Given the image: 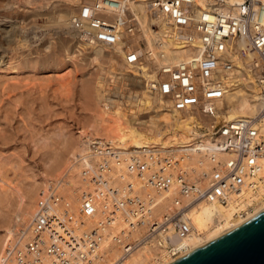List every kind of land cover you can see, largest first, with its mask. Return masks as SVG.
Masks as SVG:
<instances>
[{
  "label": "built area",
  "instance_id": "obj_1",
  "mask_svg": "<svg viewBox=\"0 0 264 264\" xmlns=\"http://www.w3.org/2000/svg\"><path fill=\"white\" fill-rule=\"evenodd\" d=\"M204 2L202 5L200 0H94L72 18V28L80 40L105 45L114 54L117 49L124 54L125 63L134 71L126 84L145 83L170 113L194 117V132L209 139L200 142L198 149L210 161V171L201 173V178L208 179V186L202 188L192 178L184 166L185 157L167 152L151 157L150 163L145 164L137 155L122 158L120 153L104 148L98 139L91 143V154L98 159L94 162L96 173L87 169L84 176L90 173L93 183L106 190L104 197L111 200L105 209L140 202L138 196H129L131 185L122 194L110 185L108 171L112 162L120 163L121 158L127 163V172H137L146 186L164 195L171 194L175 205L183 208L164 216L160 225L154 221L156 224L147 233L131 239L124 234L112 236L111 230L105 229L112 224L110 218L99 226L82 222L80 216L93 217L97 213L95 196H85L77 211L63 196L52 192L38 201L30 224L31 239H20L9 246L0 264H45L44 255L51 258L48 264L92 263V257L109 239L129 254L149 240L151 234H160L170 225L176 226L180 238L186 237L190 222L181 218L200 204L234 205L243 218L253 213L262 199L264 202V0ZM138 4L145 5L146 18ZM160 21L183 38L182 50L188 59L160 64L158 57L147 50L146 33L156 34ZM198 39L199 47L189 46ZM232 39L233 44L229 43ZM234 56L256 80L261 107L253 117L229 120L226 114L231 107L227 95L230 87L221 78L242 76V69L232 61ZM127 89L137 91L129 83L125 92ZM183 197L189 200L186 206ZM171 240V236H166L164 242L169 244Z\"/></svg>",
  "mask_w": 264,
  "mask_h": 264
},
{
  "label": "bare ground",
  "instance_id": "obj_2",
  "mask_svg": "<svg viewBox=\"0 0 264 264\" xmlns=\"http://www.w3.org/2000/svg\"><path fill=\"white\" fill-rule=\"evenodd\" d=\"M204 1L200 0L202 5H204ZM240 1L237 0V2ZM66 2V0H62L63 4L60 3L61 5L58 6H66ZM86 3H90V1L86 0ZM42 5L44 4L42 3ZM138 5L140 13H143L146 18L145 5ZM75 15L76 13H73L68 17L59 13L57 25L59 24V27L62 29L64 27L69 28L67 33L77 40L76 45H88L90 47H87L89 54L94 55L93 61L97 62L99 59H102L101 56L104 55L103 50L104 48L106 49V46L90 45L76 37L72 28V18ZM2 21L0 20V65L8 63V60L11 59H8V56H6L8 54H6L5 50H1L2 43L6 42V44L10 43L11 45L12 37L15 36L14 40L17 38L18 30L11 20L4 21L3 24ZM159 23L160 28L156 34L153 32L146 33V37H149V39L147 38L149 41L147 50L150 49L158 57L157 60L160 64H164L167 60L178 61L188 59L186 58L184 49L182 50L184 48V40L180 34L173 31L164 21H160ZM154 40L158 41L159 45H155ZM21 41H19L20 44ZM229 43L233 44L234 39L230 40ZM200 45L201 42L198 39L189 46L195 48ZM18 46L15 47L17 48ZM119 53L121 54L122 52L120 51ZM25 59L22 58V60ZM118 59L119 68L123 71L122 73L125 72L126 74V76H122L125 77L112 78L109 82V87H107L105 82L108 80L105 79L103 73H100L97 74L94 82L88 80L83 87L88 112L91 113L87 122L88 129L81 132L78 139H71L72 141L66 140L67 137L64 138V135H57L59 139H56L57 141L54 140V143L56 142L57 146L60 145V149L56 148L52 150L50 148L52 146L45 144L40 146V151L44 154L43 156L51 158L52 164H46L44 168L45 172L41 174L40 178L38 175L34 176L35 185L31 186L30 190L27 191L16 187L15 191L18 194L14 206L11 205L12 208L14 207L13 212L7 211L4 213L2 208L7 207L5 205L9 203V200L8 197L0 199V218L3 219L2 221L0 220L3 224H0L6 228V233L0 236V260L9 246L16 244L20 239H24V241L31 239L30 224L33 220L38 201L52 192L63 196L77 211L80 209L85 196H95L97 198V213L93 217L80 216L82 222L88 225L99 226L102 223H106L107 219L110 218L112 224L106 226L105 229L111 230L112 236L124 234L131 239H136L140 235L147 233L148 229L156 224L154 221H158L157 224L160 225V223L164 222V216H170L176 209L183 208L175 205L174 196H169L171 194L164 195L152 187L146 186L137 172H127V163L123 162L122 159L124 157L137 155L145 164L150 163L151 157L163 155L167 152L185 157L184 166L193 175L192 178L197 179L202 188L208 186V179L201 178V173L207 170L210 171V161L208 156L201 154L198 149L201 148L200 142L209 139L202 135L198 136L194 132V117L182 113H170L166 109V104L163 100L154 96L148 90L145 83L141 84L142 86L139 91L127 89V92H124L122 87H126V82L131 80V73L134 71L125 63L123 53ZM29 60L22 61L20 64H25L24 66L29 63L31 64ZM238 60L236 56L232 58L237 68L242 69L240 71L242 76L240 78L238 76L236 79H232L233 76H223L221 78L224 85L230 87L227 95L231 107L228 115L226 114V118L229 120L246 116L253 117L261 107V102L256 92V80L248 69L243 70V66ZM64 61L60 63L63 64ZM30 66L32 68V64ZM114 71L113 67L110 73H114ZM116 71L112 75L117 76ZM0 88L3 94L9 89L4 85H0ZM5 95L9 97L6 93ZM120 97H125V102L117 99ZM1 98L5 100L4 95ZM11 100L9 99V101ZM143 117L146 119H141ZM150 124L154 126L153 129L149 128ZM98 139H100L101 145L104 148L114 150L116 153H120L122 157L120 163L113 161L111 164V168L108 171L110 185L114 189H118L119 194H122L123 190L130 188L129 186L131 185L132 190L129 192V196H138L139 203L133 204L129 202L125 206L118 208L111 206L109 209H105V204L109 203L111 199L104 197L105 193H107L106 190L93 183V176L90 175V173H96V164L94 162L98 160L91 154V143ZM50 150L53 151L52 156ZM262 163L264 166V161ZM87 169H90L91 172L88 174V177H85L84 173ZM114 198L116 196H113L112 199L114 200ZM117 198H120V196L118 195ZM188 202L189 200L183 197V206H186ZM263 203L262 199V203L257 205L255 211L253 213L248 212V216L243 218L239 214L241 210L237 209L234 205L222 207L217 204H200L199 206L190 208L181 218L182 221L190 222V224L188 223L190 225V233L186 237L180 238L176 226L170 225L169 229L163 230L160 234H151L150 238H148L149 240L129 254H125L124 247L117 243H111L109 239L105 241L102 248L92 257L93 262L87 264H172L261 215L264 212ZM154 229H157V226ZM166 236H171L172 238L169 244L164 242ZM170 245H172L171 250ZM50 261V257L47 255L43 256V263L48 264Z\"/></svg>",
  "mask_w": 264,
  "mask_h": 264
},
{
  "label": "rangeland",
  "instance_id": "obj_3",
  "mask_svg": "<svg viewBox=\"0 0 264 264\" xmlns=\"http://www.w3.org/2000/svg\"><path fill=\"white\" fill-rule=\"evenodd\" d=\"M39 1L0 0L2 24L4 21L11 20L18 29L17 38L14 40L15 36L12 37V46L6 42L1 45V50H5L8 59L13 60L10 59L8 63L0 65V85L9 88L4 94L0 88V97L4 95L6 100L0 99V199L8 197L9 200V203L5 205L7 207L2 208L4 213L14 211L11 205L14 206L16 202L18 194L15 191L16 187L30 190V187L35 185L34 176L38 175L40 178L45 172L46 164H52L51 158L43 156L40 146L45 144L52 146L50 147L52 150L60 149V145L57 146L56 142L54 143V140L59 139L58 136L64 135V138L67 137L66 140H75L81 132L88 129L87 122L91 113L88 112L85 100L83 89L85 83L88 80L94 82L97 74L103 73L108 80L105 83L109 87L112 78L126 76L125 72L122 73L123 71L119 68L117 63L119 59L115 57L122 54L118 49V52L114 54L113 50L106 46L102 59L93 61L94 55L89 54L88 45L82 43V46L76 45L77 40L67 33L69 28L62 29L59 24L57 25L59 13L68 17L73 13L77 14L86 0H73L74 2L66 0V6H58L63 4L62 0ZM20 40H22L21 44ZM15 46H18V49ZM22 58H26L25 60L30 58L33 69L30 63L26 65L27 67L24 66L25 64L21 65L20 63L25 61ZM61 61L64 63L61 64ZM113 67L115 71L118 70L117 76L112 75L115 71L110 73ZM128 83L137 91L142 86L139 82ZM5 93L9 97H6ZM9 99L12 100L9 101ZM117 99L124 102L126 100L125 97ZM149 128L153 129L154 126L150 124ZM52 150H50L51 156ZM0 220L3 219L0 218ZM1 224L0 236H3L6 228Z\"/></svg>",
  "mask_w": 264,
  "mask_h": 264
},
{
  "label": "water",
  "instance_id": "obj_4",
  "mask_svg": "<svg viewBox=\"0 0 264 264\" xmlns=\"http://www.w3.org/2000/svg\"><path fill=\"white\" fill-rule=\"evenodd\" d=\"M172 264H264V212Z\"/></svg>",
  "mask_w": 264,
  "mask_h": 264
}]
</instances>
